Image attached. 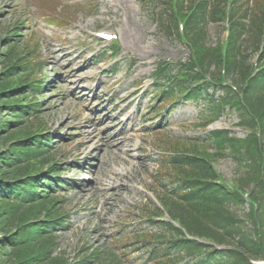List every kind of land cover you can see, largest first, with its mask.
I'll return each mask as SVG.
<instances>
[{
	"label": "trees",
	"instance_id": "trees-1",
	"mask_svg": "<svg viewBox=\"0 0 264 264\" xmlns=\"http://www.w3.org/2000/svg\"><path fill=\"white\" fill-rule=\"evenodd\" d=\"M188 2L187 9L193 11L186 33L194 60L182 65L175 76H170L168 66L164 67L173 81L162 97L197 99L209 85L203 81L196 87L191 84L209 73L214 79L211 87L220 95L206 96L211 114L204 123L230 108L239 111V125L250 130L242 139L228 136L227 131L212 132L217 149L213 156L227 155L243 168L227 184L208 162L179 155L185 148L169 149L173 155L160 160L156 195L179 228L155 222L160 231H136L131 238L143 251L144 264H177L184 259L193 264H254L252 261L264 259V141L258 147L253 134L259 130L264 137V15L253 13L247 29L240 20H234L223 52L222 43L210 46L204 41L207 1ZM218 8V4L212 6L214 11ZM244 12L238 6L232 16ZM167 18L166 25L162 24L166 33L171 23L175 29L173 14L168 13ZM13 37L15 34H8L0 60L4 69L0 73V264H121L109 251L104 256L99 249H86L88 254L75 263L53 256L55 231L64 222L62 200L56 196V189L66 181L60 176L63 168L53 163L48 136L39 135L43 128L40 121L36 122L39 107L34 98L27 96L35 89L26 76L33 73L34 64L25 51L18 52V41H12ZM261 44L263 51L254 68L251 58ZM225 81L235 88L222 85ZM244 191L250 193L255 206L249 205L248 211L239 214L238 208L245 205ZM144 210L142 216L150 221L161 213L154 204ZM182 229L198 240L186 239ZM222 245L229 248L216 249Z\"/></svg>",
	"mask_w": 264,
	"mask_h": 264
},
{
	"label": "rangeland",
	"instance_id": "rangeland-1",
	"mask_svg": "<svg viewBox=\"0 0 264 264\" xmlns=\"http://www.w3.org/2000/svg\"><path fill=\"white\" fill-rule=\"evenodd\" d=\"M40 1L0 0V40L2 29L12 26L21 14L22 34L26 36L23 39L38 42L45 61L42 74L53 82L54 87L46 90L40 116L55 141L57 160L74 165L78 162L64 173L75 185L59 193L66 196L70 222L67 229L56 233L58 246L53 256L75 263L84 255L82 248L108 249L115 241L121 242L118 237L124 232L128 236V232L140 228L156 229L132 214L136 212L134 206L151 195L147 196L142 189L156 167L158 138L194 140L203 138L210 129H228L236 137H243L247 131L235 125L234 112H225L205 130L195 126L201 106L190 102L178 103L168 115L162 111L150 117L145 115L152 95L151 81H146V77L155 63L161 59L173 62L188 54L174 37L159 30L156 16L161 6H152L149 11L138 0H57L56 16L67 22L59 27L49 22L53 14L45 13ZM43 1L51 4L50 0ZM258 2L261 1L249 0L248 4ZM98 29L114 31L120 38L121 64L117 73L105 74L109 63L96 64L93 57L89 58L100 50L91 34V30ZM224 35L221 27L209 25L206 43L222 41ZM1 49L0 43V52ZM131 59L136 62L129 67ZM95 80L93 92L105 99L103 105L97 106L96 101L81 104L89 99ZM126 98L129 101L125 102ZM126 105L128 108L121 112ZM131 110L135 111L127 124L118 129L119 117ZM157 124L163 127L154 129ZM215 167L228 182L242 171L230 157L218 159ZM246 210V206L238 208L239 214ZM131 249L125 264H135L141 256L138 247Z\"/></svg>",
	"mask_w": 264,
	"mask_h": 264
}]
</instances>
